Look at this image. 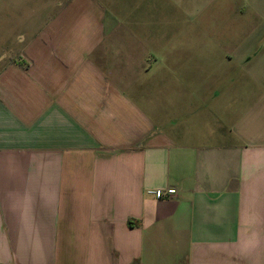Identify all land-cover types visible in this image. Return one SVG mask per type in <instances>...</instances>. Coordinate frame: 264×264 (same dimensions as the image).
<instances>
[{"label":"crops","instance_id":"crops-1","mask_svg":"<svg viewBox=\"0 0 264 264\" xmlns=\"http://www.w3.org/2000/svg\"><path fill=\"white\" fill-rule=\"evenodd\" d=\"M180 2L0 0V264H264V71H152Z\"/></svg>","mask_w":264,"mask_h":264},{"label":"rangeland","instance_id":"rangeland-1","mask_svg":"<svg viewBox=\"0 0 264 264\" xmlns=\"http://www.w3.org/2000/svg\"><path fill=\"white\" fill-rule=\"evenodd\" d=\"M181 3L155 13L159 21L150 29L154 43L148 45L153 59L145 58L153 63L152 71H217L218 84H233L235 104L242 95L257 93L260 75L253 77L250 71H264V0Z\"/></svg>","mask_w":264,"mask_h":264},{"label":"built area","instance_id":"built-area-1","mask_svg":"<svg viewBox=\"0 0 264 264\" xmlns=\"http://www.w3.org/2000/svg\"><path fill=\"white\" fill-rule=\"evenodd\" d=\"M149 194L159 199L175 194V190L174 189H167L166 191L156 190V191H150Z\"/></svg>","mask_w":264,"mask_h":264}]
</instances>
